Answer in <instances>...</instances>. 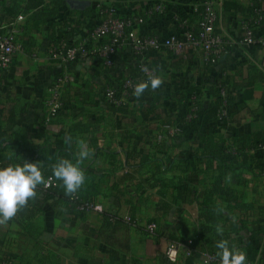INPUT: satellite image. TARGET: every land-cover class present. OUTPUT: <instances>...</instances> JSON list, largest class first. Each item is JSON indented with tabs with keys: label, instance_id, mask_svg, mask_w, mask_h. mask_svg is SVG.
<instances>
[{
	"label": "crops",
	"instance_id": "crops-1",
	"mask_svg": "<svg viewBox=\"0 0 264 264\" xmlns=\"http://www.w3.org/2000/svg\"><path fill=\"white\" fill-rule=\"evenodd\" d=\"M87 1L96 8L99 2L114 3L123 15L145 17L144 25H135L138 34L166 36L182 30L181 20L189 19L195 25L199 17L198 0ZM237 1L239 9H226L224 0L218 6L217 29L228 41L220 59L206 67L201 54L192 49L186 56L174 55L167 49L151 51L142 61L163 83L156 90L149 87L140 98L105 96L107 87L129 75L139 82L149 78L141 72L139 59L130 47L119 52L115 67H106L95 56L66 65L50 58V26L35 36L33 47L28 45L30 36L26 30L25 51L17 53L11 65L0 72V159L16 153L24 158L35 150L51 153L59 139L72 145L78 157L79 143L83 142L91 151L90 158L83 162L84 168L92 175L95 197L103 211L67 215L56 202H39L41 211L27 224L18 223L14 217L0 224V264H170L166 249L170 241H175L173 236L194 243V254L182 252L175 264H203L207 254L218 251L216 243L221 239L246 253V264H264V152L246 151L255 159L250 160L253 171L249 172V183L245 187L232 185L240 191L237 205L228 207L218 200L223 204L218 223L221 233L215 225L205 229L202 219L208 209L204 195L213 183L211 176L192 167L188 173L192 192L184 202L171 185L151 184L153 163L145 164V156L173 158L166 167L172 162L179 164V159L201 147V131L214 135L223 144L264 130V46L243 48L235 42L243 35L244 25L253 22L254 8H264V0ZM159 6L161 9H157ZM149 10L151 14H147ZM24 15L26 21L29 14ZM61 17L81 20L78 31L70 37L72 43L87 37L100 20L95 15L85 18L64 11ZM255 26V37L264 38V26ZM65 72L71 73L75 82L63 91V111L47 123L44 101L49 86ZM212 85H224L229 91L230 101L222 112L226 124L222 117L213 120L208 114H188V125L180 136L176 127L165 124L167 118L175 120L186 114V108L199 94L206 97L210 111L216 100L209 89ZM184 94L187 97L177 113L178 97ZM131 150L138 156L129 158ZM112 152H117L116 160ZM226 159L239 166L244 163L236 152ZM182 168L179 165V169L162 175L177 178L185 175ZM205 168L200 164V169ZM127 216L133 221L125 220ZM151 223L157 225L154 233L148 231ZM249 249L256 254L253 259L249 258Z\"/></svg>",
	"mask_w": 264,
	"mask_h": 264
},
{
	"label": "trees",
	"instance_id": "trees-1",
	"mask_svg": "<svg viewBox=\"0 0 264 264\" xmlns=\"http://www.w3.org/2000/svg\"><path fill=\"white\" fill-rule=\"evenodd\" d=\"M87 2V4L82 5L79 2L73 0H12L10 3H7L6 0H2L0 1V27L16 20L15 18L18 17L19 14H29L27 20L24 23V34L26 33V30L29 29V47H33L35 45V36L41 34L47 26H50L51 29L52 45L50 47H53L55 45H59L63 41H71L70 37L75 35L81 24V20L79 18H77V20L70 21L67 18L61 17L62 11L67 13V15L80 14L85 18H90L93 15L99 18L104 16L105 13L103 12V9L106 8V5L103 6L102 11H99L96 6H91L90 1ZM223 5L226 9L240 8L237 0H224ZM127 15L136 14L130 13ZM260 15L263 16V19L261 20L259 27L262 28V26H264V8L259 5L253 10V22H251V25H255V21ZM122 16L126 15L122 14ZM241 47L246 48L243 45H241ZM204 65L209 67L211 64ZM223 86H218L217 88L216 86L212 85L209 87L211 94L216 96V100L214 101L210 111H207L208 108L206 107L207 103L205 101L206 97H204L202 94H199L194 97L193 101H191V105L186 108V114L179 115L175 120L172 118H167L165 124H169V126L171 125L179 129V133H177L179 136L184 134L185 127L188 125L185 121V118L188 116V114H192V116L196 117L208 114L213 120H221L222 117V121L226 124L227 118H224L222 112L226 103L230 101V94L227 88ZM222 90L226 91L225 97L222 95ZM186 97L187 94L178 97L180 100V107H178L177 113L181 112L180 108L183 107V99ZM2 135L3 132L1 130L0 124V140ZM198 136L201 147L194 149L193 154H189L188 156H184L179 159V164H174L172 162L171 166L166 167L167 163L171 162L173 158L169 157L167 160L149 159L148 156H145V164H148L151 161L153 163V171L151 175L154 177V182L151 184L154 185L160 183L165 186L171 185L176 189L178 194L177 197L181 198L184 202L189 200L192 192L190 183L188 182V173L191 171L192 167H196L198 172H204L206 175L211 176L213 183H211L209 190L206 191L204 195V198L206 199L204 204H208V209L203 212L202 219L203 222L206 223L205 229H210L213 225H215V228L217 229L222 215L221 211L223 210V204L218 202V200L221 202H226L228 207L232 206L233 203H236L237 205V200L240 197L238 192L240 191L233 188L232 185L238 184L245 187L249 183V172L253 171L249 164L250 160L255 158L251 155H248L246 151L256 150L263 152L260 150V145L264 144V130L258 134H243L232 141L225 140L223 144H220L214 135L207 132L201 131L198 133ZM233 152L241 154V156L244 158L243 165L239 166L233 161L228 162L226 158H228V156L230 157ZM112 156L116 160L118 157L117 152H112ZM128 156L129 158H135L138 156V153L135 150H131L128 153ZM77 158V154L73 152V146L65 143L63 139H59L57 141L56 149L51 153L45 151L38 152L35 150L30 152V154L24 158L20 157L19 154L16 153L14 156L0 159V167H6L11 164H23L24 161L27 160L28 162L37 163L46 179L48 176L54 177L52 173V166L60 159H69L75 162ZM200 164L205 165L206 168L204 170L200 169ZM179 165L183 166L181 170L183 173H185V175L181 174L177 178L174 177L171 179L162 175L164 172H170L172 170L179 169ZM261 165L262 168H264V163ZM126 166L130 167L131 165L128 163ZM80 167L84 172L85 182L77 192L67 194L62 181L54 177L57 182L56 185H53L49 188H45L44 184L38 185L35 190V196L30 198L24 206L19 208L18 212L14 216V219L20 224H27L39 211H41L39 202H56L67 215H84L89 213L80 211L78 206L90 202H97L95 197L96 194L94 192L95 184L91 182L92 175L88 169L84 168V164H81ZM163 167L164 169H162ZM239 168L242 169L240 172H238ZM132 221L133 220L131 218L130 222ZM172 238L175 240L174 242L177 241V243H180V241L183 242L182 244L184 245L188 243L187 239H182L175 236ZM192 247L194 248L193 245ZM216 253L217 251H214L210 254ZM248 254L249 258L251 259L256 256V254L250 249Z\"/></svg>",
	"mask_w": 264,
	"mask_h": 264
},
{
	"label": "built area",
	"instance_id": "built-area-1",
	"mask_svg": "<svg viewBox=\"0 0 264 264\" xmlns=\"http://www.w3.org/2000/svg\"><path fill=\"white\" fill-rule=\"evenodd\" d=\"M221 3L222 0H198L199 17L195 25L190 24L189 19H183L179 22L181 31L166 36H158L136 32L135 25H144L145 23L143 16H122L116 4L99 2L97 4L99 11H102L103 6L106 5V8L103 9L105 14L90 34L78 43L66 40L59 45L50 47L49 55L51 59L66 65L95 56L101 59L106 67H115L119 52L125 47H130L139 59L138 67L147 77L153 76V72L145 66L142 57L151 51L167 49L174 55L186 56L187 51L192 49L201 54L204 64H213L220 59L228 44L225 36L217 31L218 6ZM157 9H161V7L159 6ZM151 13L152 10L147 12V14ZM25 19V15L21 14L13 22L0 27V72L11 65L17 53L25 51ZM262 19L263 16L260 15L255 21V25H259ZM255 25L245 24L242 37L235 42L246 48L256 44L264 46V38L257 39L255 37ZM74 82L75 77L68 72L57 75L51 82L48 95L44 101L47 123H50L62 111L64 107L63 91L66 86ZM137 83H139L137 78L129 75L119 83L107 87L105 96L108 99H116L118 96L134 97L133 92ZM222 95L226 96L225 90H222ZM177 130L179 131V129ZM260 150L264 152V144L260 145ZM46 181L45 188L57 183L53 176H48ZM78 209L82 212H102L103 206L98 202H90L79 205ZM125 220L131 221V218L127 216ZM156 228V223L148 225L150 233H154ZM192 245L193 240H189L186 245L170 241L166 249L168 262L170 264L177 263L182 252L192 255L194 253ZM203 264H220V262L216 254L209 253L204 257Z\"/></svg>",
	"mask_w": 264,
	"mask_h": 264
},
{
	"label": "clouds",
	"instance_id": "clouds-1",
	"mask_svg": "<svg viewBox=\"0 0 264 264\" xmlns=\"http://www.w3.org/2000/svg\"><path fill=\"white\" fill-rule=\"evenodd\" d=\"M163 79L158 76H150L147 80L139 82L134 88L133 95L140 98L149 87L158 89ZM71 140V138H68ZM91 156V151L83 142L79 143L78 158L73 162L69 159H60L52 166L55 178L62 181L67 194L77 192L85 182V175L80 167ZM47 184L37 163L24 161L23 164H11L0 167V224L7 223L24 206L28 200L35 196L38 185ZM235 222V218H233ZM217 232L222 230L218 227ZM220 264H246V253L231 246L226 239L216 243Z\"/></svg>",
	"mask_w": 264,
	"mask_h": 264
},
{
	"label": "water",
	"instance_id": "water-1",
	"mask_svg": "<svg viewBox=\"0 0 264 264\" xmlns=\"http://www.w3.org/2000/svg\"><path fill=\"white\" fill-rule=\"evenodd\" d=\"M77 2H79V3L82 4V5L88 3L86 0H81V1H77Z\"/></svg>",
	"mask_w": 264,
	"mask_h": 264
}]
</instances>
